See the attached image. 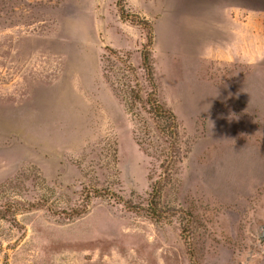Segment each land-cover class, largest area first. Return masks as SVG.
I'll return each mask as SVG.
<instances>
[{"label":"rangeland","instance_id":"1","mask_svg":"<svg viewBox=\"0 0 264 264\" xmlns=\"http://www.w3.org/2000/svg\"><path fill=\"white\" fill-rule=\"evenodd\" d=\"M263 229L264 0H0V264H264Z\"/></svg>","mask_w":264,"mask_h":264},{"label":"trees","instance_id":"2","mask_svg":"<svg viewBox=\"0 0 264 264\" xmlns=\"http://www.w3.org/2000/svg\"><path fill=\"white\" fill-rule=\"evenodd\" d=\"M121 12H123L122 11V9H121ZM122 15V13H120V16ZM136 18H138V17H136ZM137 23H138V25H141V26H144V27H149V25H148V23L146 22V20H143V19H137ZM149 43H150V41H149ZM148 43V44H149ZM147 56L146 55H144L143 56V63H144V66H147V68H150V66H149V63H148V61H147ZM155 111H156V113L158 112H165L164 114H167V116L169 117V124H171V126H174V124H175V120H174V117H173V115L171 114V112L169 111V110H164V109H162V107L160 106V105H158V104H155Z\"/></svg>","mask_w":264,"mask_h":264},{"label":"water","instance_id":"3","mask_svg":"<svg viewBox=\"0 0 264 264\" xmlns=\"http://www.w3.org/2000/svg\"><path fill=\"white\" fill-rule=\"evenodd\" d=\"M260 238H261V239L264 238V229H263V231H262V235L260 236Z\"/></svg>","mask_w":264,"mask_h":264}]
</instances>
